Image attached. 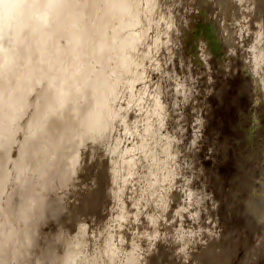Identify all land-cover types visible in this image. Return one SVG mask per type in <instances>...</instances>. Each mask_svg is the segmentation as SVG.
<instances>
[{
	"label": "rangeland",
	"instance_id": "1",
	"mask_svg": "<svg viewBox=\"0 0 264 264\" xmlns=\"http://www.w3.org/2000/svg\"><path fill=\"white\" fill-rule=\"evenodd\" d=\"M128 1L0 0V264H264V0Z\"/></svg>",
	"mask_w": 264,
	"mask_h": 264
},
{
	"label": "bare ground",
	"instance_id": "2",
	"mask_svg": "<svg viewBox=\"0 0 264 264\" xmlns=\"http://www.w3.org/2000/svg\"><path fill=\"white\" fill-rule=\"evenodd\" d=\"M5 1V0H4ZM17 1V0H16ZM128 1V0H127ZM50 2V1H49ZM129 2V1H128ZM25 3V2H24ZM23 3V4H24ZM78 3V2H77ZM80 3V2H79ZM119 3V2H118ZM11 4V3H10ZM28 4V3H27ZM46 4V3H45ZM2 5V4H1ZM20 5V4H19ZM22 5V4H21ZM71 5H73V4H71ZM10 6V5H9ZM17 6V5H16ZM15 6V7H16ZM23 6V5H22ZM28 6V5H27ZM26 6V7H27ZM20 7V6H19ZM21 8V7H20ZM23 8V7H22ZM28 9V8H27ZM19 10V9H18ZM21 10V9H20ZM6 11H7V9H6ZM34 12L36 11V10H33ZM128 11V10H127ZM167 11V10H166ZM3 12V11H2ZM44 12V11H43ZM18 13V12H17ZM14 14H16V13H14ZM259 14V13H258ZM17 15V14H16ZM15 16V15H14ZM259 16H260V14H259ZM264 16V15H263ZM4 17V16H3ZM2 17V18H3ZM26 17V16H25ZM253 17V16H252ZM252 17H251V19H252ZM261 17V16H260ZM1 18V17H0ZM256 17H254L253 19H255ZM258 18V17H257ZM144 19V18H143ZM4 20V19H3ZM248 20V19H247ZM263 20V19H262ZM5 21V20H4ZM17 22V21H16ZM254 22V21H253ZM259 22V21H258ZM154 23V22H153ZM264 23V22H263ZM254 24H256L257 25V21H256V23L254 22ZM8 25H10V24H8ZM15 25V24H14ZM262 25V24H261ZM252 27V26H251ZM255 27V26H254ZM261 27V26H260ZM8 28V27H7ZM24 28V27H23ZM258 28V27H257ZM262 28V27H261ZM4 29V28H3ZM13 30V29H12ZM8 32V31H7ZM15 32V31H14ZM16 33V32H15ZM1 34V33H0ZM4 34V33H3ZM19 34V33H18ZM81 35V34H80ZM17 36V35H16ZM76 36V35H75ZM0 38H2V37H0ZM18 38V37H17ZM73 39L75 40V42L77 43V46H75L76 47V50L78 51L77 53L75 52V55H74V57H72V60H71V62H70V65L71 66H74V65H76V63H78L80 60H82L83 61V59H86V58H84V55L82 54V52H80L79 50H78V44H80V39L78 38V36H76V37H73ZM11 40V39H10ZM15 41V40H14ZM13 42V41H12ZM20 42V41H19ZM71 42V41H70ZM73 42V41H72ZM83 43V42H82ZM11 44V43H10ZM150 45V44H149ZM156 45V44H155ZM159 46V45H158ZM10 48V47H9ZM16 49V48H15ZM1 50V49H0ZM80 52V53H79ZM92 53V52H91ZM13 54V53H12ZM2 58H3V56H2ZM1 58V59H2ZM87 62V61H86ZM81 65V64H80ZM90 87V86H89ZM50 95V94H49ZM131 95V94H130ZM52 100H50V102H51ZM135 103V102H134ZM116 112V111H115ZM114 113V112H113ZM40 120V119H39ZM3 175V174H2ZM6 175V174H5ZM4 176V175H3ZM7 177V176H6ZM2 181V180H1ZM153 183H156V181H152L151 183H150V185L152 186V185H154ZM150 199H156V197H159L161 194H160V192L157 190V189H155V188H153L151 191H150ZM108 253H109V251H108Z\"/></svg>",
	"mask_w": 264,
	"mask_h": 264
}]
</instances>
